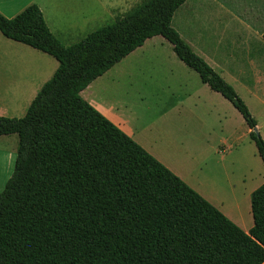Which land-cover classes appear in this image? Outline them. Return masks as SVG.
<instances>
[{
    "label": "trees",
    "instance_id": "trees-1",
    "mask_svg": "<svg viewBox=\"0 0 264 264\" xmlns=\"http://www.w3.org/2000/svg\"><path fill=\"white\" fill-rule=\"evenodd\" d=\"M186 1L142 0L68 46L37 4L13 18L0 14L4 36L59 62L25 116H0V136H19L0 195V264H264V183L251 194L246 232L81 95L163 36L241 113L264 163V138L246 102L173 27Z\"/></svg>",
    "mask_w": 264,
    "mask_h": 264
},
{
    "label": "crops",
    "instance_id": "crops-1",
    "mask_svg": "<svg viewBox=\"0 0 264 264\" xmlns=\"http://www.w3.org/2000/svg\"><path fill=\"white\" fill-rule=\"evenodd\" d=\"M31 4H37L40 7L49 29L66 46L82 40L97 28L112 23L110 22L112 19L124 15L120 0H0V14L13 18ZM250 11L252 18H249L251 20L242 32V39L249 49L255 51L254 57L246 60L229 59L221 66L234 80L242 82L243 73L251 76L252 85L245 84L249 94L260 99L263 97L264 101V11L258 12L252 9ZM229 16L232 17V15ZM257 23H263V26L259 27ZM154 37L149 38L142 46L96 78L81 92V95L158 160L193 186L189 171L194 164L198 162L206 164L209 161L210 148L198 147L184 125L180 127L186 130L182 140H178L171 130L167 131L163 127L156 131L154 125L158 118L166 113L171 116L165 119L173 120L172 113L186 107L189 110L188 113L195 116L197 120L200 118L199 112L203 107L215 121L220 107L216 106L213 94L218 92L212 90L203 81L199 85L195 76L187 75L181 90L185 89L188 94L184 92V96H178L176 104L153 117V74L148 79H143L139 76L137 68L144 65L153 67V54L150 59L141 56L148 51H159V46H164L163 42L151 41ZM47 55L51 56L27 44L12 40L0 31V116L17 117L14 113L18 112H25L26 115L38 91L53 77L59 66L58 61H55L56 63L48 61ZM156 55L160 58L156 61L169 64L168 68L173 73L172 64H177L175 59L177 54L173 45L171 44V52H158ZM243 66L246 69L241 68ZM163 88L175 96L176 92L169 82L163 84ZM209 89L211 91H208ZM192 98H196V102ZM12 135L0 136V189L2 190L13 174L12 168L17 154V149L13 148L17 141L12 139ZM168 155L177 156L176 162L171 161ZM181 156H190V159L186 160ZM180 161L184 164L182 165ZM199 192L202 193L200 190ZM202 195L219 208L221 207L206 194L202 193ZM223 211L246 232L254 225L247 219H239L240 217L227 212L225 207Z\"/></svg>",
    "mask_w": 264,
    "mask_h": 264
},
{
    "label": "rangeland",
    "instance_id": "rangeland-1",
    "mask_svg": "<svg viewBox=\"0 0 264 264\" xmlns=\"http://www.w3.org/2000/svg\"><path fill=\"white\" fill-rule=\"evenodd\" d=\"M141 1L120 0L121 10L124 9L123 14ZM251 9L258 12L264 11V0H187L175 13L173 27L199 56L203 57L235 88L257 119L259 123L257 128L263 136L264 101L262 100L263 97L260 99L249 94L245 84L252 85L251 76L243 73L244 80L240 82L229 76L226 69L221 66L229 59L246 60L249 57H254L255 51L249 49L242 39V32L245 31L247 23L251 20L249 18H252L250 15ZM229 15H232V17ZM116 19H112L110 22H114ZM262 24L257 23L259 27L263 26ZM151 41L163 42L164 46H159V51H148L142 55V58L150 59L153 54V67L144 65L137 68V71L143 79H148L153 74L154 117L157 113L160 114L166 108L176 104L178 96H184V92L188 94L185 89L181 90L187 75L195 76L199 85H201L202 80L197 72L188 68L177 56H175L177 64H172L173 73L168 68L169 64L157 62L156 60L160 58L156 54L158 52H171V44L163 36H156ZM46 57L48 61H57L51 56L47 55ZM139 59L141 60L140 57ZM241 68L246 69L245 66ZM168 82L175 90V96L163 88V84ZM192 99L196 102V98ZM213 100L216 106L220 107L215 121L203 107L199 112V120L190 115L186 107V109L172 113L173 120L165 119L171 116L167 113L162 115L163 117L158 118L155 123L154 129L157 131V129L163 127L167 131L171 130V133L178 140H182L185 137L186 130L180 127L184 125L189 130V136L197 142L198 147H201V149L210 148L211 157L209 161L206 164L198 162L189 171L193 186L199 188L202 193L209 196L217 204L219 203L220 208L209 200L224 214H226L223 211L225 207L227 212L233 213L238 218L240 217L239 219H247L253 224L250 192L252 193L253 190L264 183V163L255 142L250 137L249 126L241 113L219 93L213 94ZM192 109L197 111L195 108ZM14 114V116L21 118L25 115V112ZM11 137L17 141L16 145L13 146L15 150L18 147L19 136L13 134ZM224 149L226 150L224 151ZM168 157L173 162L177 160L175 155H168ZM181 158L189 160L190 156H181ZM15 162L16 158L12 173L15 169ZM180 163L184 164L183 161H180ZM195 187L193 188L199 192ZM202 193L200 194L202 195Z\"/></svg>",
    "mask_w": 264,
    "mask_h": 264
},
{
    "label": "snow or ice",
    "instance_id": "snow-or-ice-1",
    "mask_svg": "<svg viewBox=\"0 0 264 264\" xmlns=\"http://www.w3.org/2000/svg\"><path fill=\"white\" fill-rule=\"evenodd\" d=\"M3 194V191H2V189H0V195H2Z\"/></svg>",
    "mask_w": 264,
    "mask_h": 264
},
{
    "label": "bare ground",
    "instance_id": "bare-ground-1",
    "mask_svg": "<svg viewBox=\"0 0 264 264\" xmlns=\"http://www.w3.org/2000/svg\"><path fill=\"white\" fill-rule=\"evenodd\" d=\"M233 214V213H232Z\"/></svg>",
    "mask_w": 264,
    "mask_h": 264
}]
</instances>
